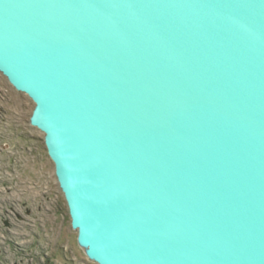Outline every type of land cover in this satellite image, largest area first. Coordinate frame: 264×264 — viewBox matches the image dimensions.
Instances as JSON below:
<instances>
[{
  "label": "water",
  "instance_id": "water-1",
  "mask_svg": "<svg viewBox=\"0 0 264 264\" xmlns=\"http://www.w3.org/2000/svg\"><path fill=\"white\" fill-rule=\"evenodd\" d=\"M98 264H264V0H0Z\"/></svg>",
  "mask_w": 264,
  "mask_h": 264
},
{
  "label": "rangeland",
  "instance_id": "rangeland-1",
  "mask_svg": "<svg viewBox=\"0 0 264 264\" xmlns=\"http://www.w3.org/2000/svg\"><path fill=\"white\" fill-rule=\"evenodd\" d=\"M35 106L0 72V264H98L78 244Z\"/></svg>",
  "mask_w": 264,
  "mask_h": 264
}]
</instances>
